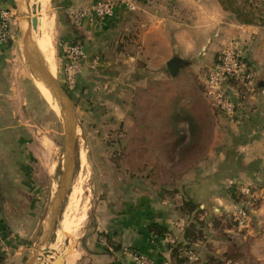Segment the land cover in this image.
<instances>
[{
  "label": "crops",
  "instance_id": "obj_1",
  "mask_svg": "<svg viewBox=\"0 0 264 264\" xmlns=\"http://www.w3.org/2000/svg\"><path fill=\"white\" fill-rule=\"evenodd\" d=\"M94 1L58 0V8H63L65 13L68 9H87ZM0 4L7 9L18 8L17 0H0ZM137 5L135 11H128L115 4L114 15L109 19L89 15L77 27L65 24L62 42L75 39L90 58L78 82L82 77L90 78V73L100 68L102 77L112 76L111 85H116L118 91L133 84L130 80L135 79L138 80L135 85L148 88L152 79L148 80L146 74L169 75L166 65L173 57L187 61L188 65L181 67L175 77H153L162 88L159 95L162 101L167 97L164 88L168 85L184 87L187 78L175 80L181 70H186L185 77L191 76L189 85H202L206 75L201 70L202 62L205 61L209 70L216 62L212 64L210 60L237 38L234 43L245 52L256 88L251 94L240 92L232 119L220 114L213 116L215 125L208 131L203 157H193L185 167L183 158L176 154L173 170L172 164L159 153V162H145L149 171L144 180L150 182L145 192L104 194L92 211L90 232L72 250L66 242L64 257L70 256L62 262L133 264L123 252L132 249L146 254L153 264H177L173 250L178 247L185 264L187 258L179 250L186 247L195 252L198 261L212 264L216 255L225 253L223 249L231 239L228 235L238 231L231 220V207L235 203L228 189L239 181L260 185V202L254 215L260 235L251 244L250 252L257 260H264V142L258 134L264 127V33H258L251 25L226 21L216 0H138ZM12 40L0 44V243L7 250L1 255L7 256L3 263L26 264L30 254L22 262L25 253L21 245L34 231L28 224L33 222L36 211L27 207L29 195L21 194L19 189L23 179L20 155L24 135L20 92L23 77L20 78L21 61ZM65 61L63 56L61 70ZM195 75L199 78H193ZM146 98L148 102L154 100L152 96ZM191 116L188 118L192 125L186 134L196 136L199 128L193 121L194 114ZM158 131L173 133L167 127ZM160 147L162 152L163 146ZM154 150L149 148L151 152ZM154 166L159 170L152 171ZM185 203H190L191 208H184ZM152 224L165 229V234L154 235L149 229ZM113 246H119V250ZM59 259L54 257L53 264ZM44 261L42 258L39 264ZM198 261L190 264H199Z\"/></svg>",
  "mask_w": 264,
  "mask_h": 264
},
{
  "label": "rangeland",
  "instance_id": "obj_2",
  "mask_svg": "<svg viewBox=\"0 0 264 264\" xmlns=\"http://www.w3.org/2000/svg\"><path fill=\"white\" fill-rule=\"evenodd\" d=\"M259 1L261 0H257L256 4ZM27 2L29 10L25 16L28 15L29 35L34 41L36 38L32 31L31 8L37 4L33 0H27ZM58 5V0H48L38 17L48 19L53 27L51 37L55 71L51 76L66 96L65 100L55 98L58 99L59 104L63 103L64 110L67 111L70 118L71 153L66 142L65 119L62 118L61 113L58 114L57 110H52L48 106L49 104L35 87L34 79L37 77L26 60L21 42L19 20L22 17L20 18L16 8L11 9L14 14L12 24L14 33L11 45L17 50V56L21 61L19 74H22L20 78L23 77L22 86H20L24 109L21 118V128L24 134L23 147L20 154L21 164H23V170L21 169L23 179L19 183V189L21 194L29 195L27 207L36 211L33 215V222L28 224L34 231L23 241L24 244L21 245V248L25 254L21 257L23 262L30 254L27 260L34 261L33 264H39L47 249L53 252L51 256L44 258L43 264H53L54 257L64 256V253L67 252L68 245L66 246V242L58 237V233L59 225L67 211L69 198L73 192L78 198L76 199V208L71 216L80 221L76 237L69 243L70 250L77 247L83 236L85 239L86 232H90V228L93 227L92 211L104 194H141L146 191L150 182L148 184L144 180V175L149 171L145 162L147 164L155 163L153 161L159 162V153H162L165 161L169 165L172 164L174 170L176 154L183 158L185 167L196 156L203 157L208 131L212 125H215L214 117L219 114L203 97V85L200 83L189 85L188 81L191 76L188 74L185 77L186 70H181L178 79L175 80L180 81L187 78L185 81L187 84L184 83V87L179 89L175 85H168L167 89L164 88L167 97L162 101L159 98L162 88L154 81L153 77L170 79L168 74L166 76L146 74L149 77L148 80L152 79L151 87L148 85V88H144L135 85L138 82L135 79L130 80L133 84L124 86L122 90L118 91L116 85H111L112 76L102 77L100 75L103 72L102 69L95 66L96 70L90 73V78L82 77L81 82L76 81L74 88L67 87L60 69V60L63 56L65 57L64 46L74 42L75 39L64 44L62 42L64 39L63 28L65 24L73 28L74 26L70 23L64 9L58 8ZM259 5L260 3L256 6ZM223 13L226 21L241 25L235 21L232 15L224 11ZM28 18L26 19L28 20ZM251 26L256 27L255 30L258 33H264V28L259 26V23ZM235 41L238 39L233 38V44ZM238 48L241 50L239 45ZM241 53L246 58L243 50ZM216 57L212 58L210 63L213 64ZM202 64L201 70L205 75L209 66H206L205 61ZM142 72L140 71V74ZM107 73L110 74V71ZM91 76H94L96 80L91 79ZM104 76L106 75L104 74ZM194 77L199 78V75ZM199 82L201 81L199 80ZM255 88L256 85L254 90ZM252 92L253 90L248 94ZM148 96L154 97V100L148 102L146 98ZM193 114L195 116L193 121L197 124L199 132L196 136L191 134L189 136L186 134V129L188 127L190 129L192 123L188 117H192ZM166 127L169 130L173 129V133L164 134L162 132L161 134L158 131L160 128ZM160 145L163 146L162 152ZM149 148L155 150L151 152ZM177 150L178 152H176ZM68 157H70L69 171L66 172L65 166L69 161ZM155 169L159 170L157 166H154L152 171ZM254 183L252 184L259 192L260 185ZM234 185L232 189L228 190H231V197L235 203L237 199L234 195ZM58 194L61 199L52 218L51 209ZM259 202L260 198L252 207L250 228L238 229L235 234L230 233L228 236H231L229 237L231 239H228V244L223 249L226 250L225 253H220L222 256L219 257L216 255V259L213 258L214 262L211 261L212 264H264V260H257L250 252L251 244L260 235L254 220ZM85 229H89V231H85ZM228 236L225 235V240ZM1 241L2 238H0ZM1 245L0 243V264H10L9 262L3 263L7 256L2 257L1 255L7 253V250ZM225 260L226 262H224ZM198 262L202 263L200 259Z\"/></svg>",
  "mask_w": 264,
  "mask_h": 264
},
{
  "label": "built area",
  "instance_id": "obj_3",
  "mask_svg": "<svg viewBox=\"0 0 264 264\" xmlns=\"http://www.w3.org/2000/svg\"><path fill=\"white\" fill-rule=\"evenodd\" d=\"M115 4L125 10L135 11L138 0H96L87 9H68L66 14L70 23L77 27L89 15L98 19L111 18L114 15ZM13 17L12 10L0 4V44L13 39L11 33ZM64 53L66 61L62 70L63 80L67 87L74 88L83 68L90 63V58L79 42H71L64 46ZM202 85L203 97L214 110L226 118L235 117L238 95L240 92L246 95L255 87L253 72L237 44L230 43L221 49L216 62L205 75ZM258 134L264 142V127ZM233 189L237 202L231 210V220L238 229L246 230L251 226L252 207L259 201L260 195L256 186L246 181L237 182ZM179 251L187 258L185 264L198 260L193 250L189 248L182 247ZM123 252L133 264H153L144 253L132 249H124Z\"/></svg>",
  "mask_w": 264,
  "mask_h": 264
},
{
  "label": "bare ground",
  "instance_id": "obj_4",
  "mask_svg": "<svg viewBox=\"0 0 264 264\" xmlns=\"http://www.w3.org/2000/svg\"><path fill=\"white\" fill-rule=\"evenodd\" d=\"M33 1H36V4L39 6V7L37 6V10H36L35 14H33L32 8H31V13H32L31 17L37 18L36 28L34 29L32 27V31H33L34 36L36 38V39L33 38L34 41L31 40V37L29 35V25H28L29 18H28V15L25 16L26 14H28V10H29L28 9V2H27V0H17V4H18L17 5V7H18L17 12H18L20 18L22 17L19 20V28H20L21 35H22L21 42L23 44L24 52L27 49L29 51V55L31 56V58L35 62L41 64L48 72H50L52 75H54L55 60H54V49H53L52 37H51L52 28H53L52 23L50 21H48V19L46 20V19H43L41 17H38L39 13H41L40 11H42V9L46 6L48 0H33ZM26 18H28V20ZM26 35H28V39H27L28 43L27 44L25 43L24 38H23ZM34 84H35V87L37 88V90L39 91L40 95L49 104L48 106H50V108L54 109L53 107H54V104L56 103L55 104L56 110L59 113H61L60 115L62 116L63 119H65L66 114H64V110L62 109L61 105H59V102L54 97V95L51 93L50 89L39 79H34ZM69 120L70 119H68V126H70ZM59 196H60L59 194L56 196L54 205L52 206V209H51L52 215H53L52 218L54 217V213L56 212V206H57L59 200L61 199V196L60 197ZM77 198L78 197L74 192H73V194L70 195L67 211L63 215L62 221L59 225L60 228H59V233H58L59 236L58 237L67 243H70V241L74 240V238L76 237L75 235L77 233L78 226H79L80 220L74 219L71 216L72 215L71 213L76 208L75 206L77 205V201H76ZM82 216H83V214H82ZM82 216H80V217H82ZM68 245H70V244H68Z\"/></svg>",
  "mask_w": 264,
  "mask_h": 264
},
{
  "label": "water",
  "instance_id": "obj_5",
  "mask_svg": "<svg viewBox=\"0 0 264 264\" xmlns=\"http://www.w3.org/2000/svg\"><path fill=\"white\" fill-rule=\"evenodd\" d=\"M32 9H33V13L35 14L36 10H37V5H33ZM31 23H32V27L35 29L36 25H37V18L36 17H32ZM23 38H24L25 43L27 44L28 43L27 42L28 35H26ZM27 53H28V50L26 49L25 50L26 60H27L28 64L30 65L32 72L37 77V79L41 80L50 89V91L54 95V97H58L59 99L65 100L66 96H65L64 92L61 90L59 85L53 79V77L51 76V73L48 72L41 64L35 62L31 58V56L29 54L27 55ZM186 65H188L187 61H185L183 59H180L178 57H173L167 62L166 66H167V70H168L169 75L172 76V77H175L177 75L179 69L181 67L186 66ZM60 103H61V101H60ZM59 105H61L62 109L64 110L63 103H61ZM64 114H66V118H65L66 142H67V144L69 146V151L71 153V150H72V142H71L72 135H71V128L68 126V119H70V118L67 115V111L64 110ZM68 160L69 161H68L67 165L65 166L66 172L69 171V167L68 166H69V162H70V157H68ZM52 252H53L52 250H48V249L45 250L44 253H43L42 258H47V257L51 256ZM69 256L70 255H68L66 258L64 256H61L59 260L54 261V264H63L62 259H64V261H66L67 259H69ZM31 263H32L31 260H28L26 262V264H31Z\"/></svg>",
  "mask_w": 264,
  "mask_h": 264
},
{
  "label": "trees",
  "instance_id": "obj_6",
  "mask_svg": "<svg viewBox=\"0 0 264 264\" xmlns=\"http://www.w3.org/2000/svg\"><path fill=\"white\" fill-rule=\"evenodd\" d=\"M221 6L222 10L226 13L232 15L235 21L241 25H257L264 28V2L257 0H216ZM190 203L183 204L184 208L190 209ZM150 231L161 237L165 234V229L159 227L157 224H152L149 226ZM115 250H119V246H113ZM178 247L173 250V255L177 259V264H183L184 259L179 255L177 251Z\"/></svg>",
  "mask_w": 264,
  "mask_h": 264
}]
</instances>
